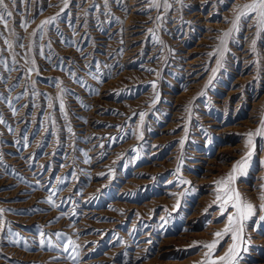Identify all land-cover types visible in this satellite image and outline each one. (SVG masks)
Returning <instances> with one entry per match:
<instances>
[{
	"label": "rangeland",
	"instance_id": "obj_1",
	"mask_svg": "<svg viewBox=\"0 0 264 264\" xmlns=\"http://www.w3.org/2000/svg\"><path fill=\"white\" fill-rule=\"evenodd\" d=\"M250 2L167 0L165 11L147 0H68L66 8L63 0H6L13 15L6 28L0 23V264L205 259L202 245L234 211L220 214L215 182L248 152L246 133L264 118V34L242 19L223 57L216 52L234 9ZM253 140L235 181L256 208L240 264H264V138ZM52 192L58 207L46 202ZM69 238L79 245L75 260L63 251ZM230 244L225 236L215 255Z\"/></svg>",
	"mask_w": 264,
	"mask_h": 264
},
{
	"label": "snow or ice",
	"instance_id": "obj_2",
	"mask_svg": "<svg viewBox=\"0 0 264 264\" xmlns=\"http://www.w3.org/2000/svg\"><path fill=\"white\" fill-rule=\"evenodd\" d=\"M14 2V0H13ZM116 2L119 4L121 3V0H116ZM178 2H181V0H178ZM64 7L66 8L68 6V0H63ZM148 5L151 8H155L159 10L161 7L167 11L171 8V5L167 3V0H164L163 4L159 2V0H147ZM105 5L107 6V0H105ZM63 11V9H62ZM235 16L233 20L231 21L232 29L228 32H224L220 39V47L216 50V52L219 53L220 57L222 58L224 55V52L226 51V43L228 38L231 36L232 31H239L240 21L242 19L249 20L252 22V26L255 29V35L256 37H260L261 34H264V0H251L250 3H245L243 6H238L236 9H234ZM13 13L11 11L7 10L6 7V0H0V23L4 25V27H7L6 17H11ZM59 15V14H57ZM161 17L157 16V20H160ZM56 20V17H51L47 20H44L40 27V30L42 31L46 26L54 24ZM20 27L27 30V22H22L20 24ZM36 33L33 32L32 35L34 36ZM22 46V45H21ZM50 47V45H49ZM251 50L253 53L256 52V39H253L251 41ZM216 52L210 53L209 55H215ZM33 68L29 69V73H31L32 70L35 69V61L32 62ZM221 60H217V67H221ZM215 69L213 70V73H215ZM103 83V81H100ZM155 87V85H153ZM65 89L61 88V93H63ZM200 95H205L204 92H201ZM60 99V110L62 113L67 115L65 111V104L63 101V97H59ZM158 99V96H157ZM191 105L188 106L186 111L190 112ZM140 119L143 121L144 114H140ZM5 123V121L0 118V124ZM68 131L71 133L72 129L71 127L68 128ZM187 131V129H185ZM254 137H261L264 138V118L261 119L260 126L256 129L255 132L249 131L246 133V142L245 147L248 148V152L244 155V157L236 162L233 165V168L231 169L230 173L226 176L221 178L220 180L215 182V200L213 203L217 206L219 212L221 215H224L226 212H228V209L231 208L234 211L228 213L226 216V224L222 231H217L213 234V239L209 243H204L202 246L203 248L207 249V251L204 253L205 259L200 262V264H240V259L242 258L241 253H246L248 251V245H250L251 241L250 239L245 238V224L251 218L253 215H255L256 208L255 206L244 200L238 191V189L235 187V181L238 177V175H244L245 169L251 160V157L253 155V151L255 148L254 144ZM184 141H181V145H183ZM182 164V162H181ZM180 169L177 168V173H179ZM181 184H188L189 181L186 180H180ZM261 191L264 192V186H262ZM56 193L52 192L48 200L46 201L48 204H50L52 207H58L52 200V196H54ZM261 204H260V211L264 213V196L260 197ZM213 205L209 204L208 208H211ZM175 207L178 209L180 207V202L177 200V204ZM208 208H205V213H207ZM5 210L0 209V215ZM259 222H264V215L259 216ZM2 223V221H0ZM43 233L41 232V236L43 237ZM230 236L231 244L228 246L227 250L224 252L221 256L215 255V250L217 249L218 244L220 241L225 237ZM62 234L57 233V239H61ZM198 243V242H194ZM40 246H45L44 239L40 240ZM48 246L53 247L51 244V241H48ZM78 248L79 245L75 244L74 241H72L70 238L67 240V243L63 246V251L68 252V259L75 260L76 255L78 254ZM69 249H71L69 251Z\"/></svg>",
	"mask_w": 264,
	"mask_h": 264
},
{
	"label": "bare ground",
	"instance_id": "obj_3",
	"mask_svg": "<svg viewBox=\"0 0 264 264\" xmlns=\"http://www.w3.org/2000/svg\"><path fill=\"white\" fill-rule=\"evenodd\" d=\"M139 2V1H138ZM130 4V3H129ZM140 12V11H139ZM136 15V14H135ZM104 22V21H103ZM94 25V24H93ZM104 25V24H103ZM140 26V25H139ZM95 28V27H94ZM191 33V32H190ZM97 34V33H96ZM88 38V37H87ZM129 38V37H128ZM121 40V39H120ZM134 41V40H133ZM137 50V49H136ZM119 51V50H118ZM129 58V57H128ZM68 61V60H67ZM188 72V71H187ZM84 74V73H83ZM96 103V102H95ZM254 105V104H253ZM38 173V172H37ZM98 185V184H97ZM76 195V194H75ZM153 206V205H152Z\"/></svg>",
	"mask_w": 264,
	"mask_h": 264
}]
</instances>
